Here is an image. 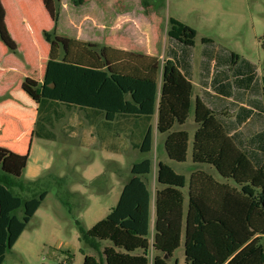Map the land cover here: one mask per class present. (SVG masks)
<instances>
[{
    "label": "trees",
    "instance_id": "1",
    "mask_svg": "<svg viewBox=\"0 0 264 264\" xmlns=\"http://www.w3.org/2000/svg\"><path fill=\"white\" fill-rule=\"evenodd\" d=\"M42 2L54 23L52 31H42L49 58L42 83L30 78L22 83V91L37 105L33 136L54 139L48 127L65 117L63 107L74 108L84 112L95 132L101 134L102 127L123 135L133 150L146 156L132 165L108 217L89 230L76 222L80 240L97 254L85 255L83 264H172L182 240L184 264H264L263 163L253 162L237 145L220 112L194 99L190 48L195 46L196 31L170 20L169 35L183 52L162 64L149 55L60 36V0ZM5 18L0 0V41L15 54L18 45ZM203 43L205 65L217 59V48L210 39ZM228 58L232 67L240 61L256 69L234 53ZM260 89L264 97V77ZM192 112L198 126L192 162L209 169L198 168L187 181L168 163H158L152 232L146 178L152 172L154 134L149 124L157 113V132L165 135L167 157L185 163L189 133L174 128L184 125ZM28 160L29 152L19 155L0 146V264L48 194L40 190L42 178L24 180Z\"/></svg>",
    "mask_w": 264,
    "mask_h": 264
},
{
    "label": "rangeland",
    "instance_id": "2",
    "mask_svg": "<svg viewBox=\"0 0 264 264\" xmlns=\"http://www.w3.org/2000/svg\"><path fill=\"white\" fill-rule=\"evenodd\" d=\"M4 1L11 20L17 22L16 18L25 14L29 22L14 39L20 54L8 52L0 41V146L20 155L29 152L23 178H42L40 190L48 193L27 225L29 241L19 252L7 253L5 264H83L85 255L97 254L80 240L76 222L89 230L108 217L119 201L132 165L146 156L133 150L123 135L102 127L98 128L101 134L93 131L94 137L86 135L82 139L84 143L95 139L91 146H80L81 137L71 134L72 130L69 137L61 132L68 121L48 127L54 139L34 136L31 140L26 135V129L36 121L37 105L21 89L25 72L34 69H25L22 56L48 45L42 31H52L48 27L50 17L41 1ZM58 6L60 36L99 47L124 46L130 52L155 57L162 64L173 54L183 52L181 44L169 35V21L194 29L195 46L190 48L194 97L199 94L203 39L212 40L225 55L234 53L253 64L260 81L264 77V0H60ZM38 75L30 77L39 80ZM77 117L82 118V114ZM156 123L157 116L154 127ZM184 129L190 135L187 161L170 160L169 165L176 173L189 175L196 129L193 112ZM159 142L154 141L151 154L155 166L165 159ZM187 202L186 197V208ZM30 243L35 247L27 252ZM176 261L185 263L183 240L171 263Z\"/></svg>",
    "mask_w": 264,
    "mask_h": 264
},
{
    "label": "crops",
    "instance_id": "3",
    "mask_svg": "<svg viewBox=\"0 0 264 264\" xmlns=\"http://www.w3.org/2000/svg\"><path fill=\"white\" fill-rule=\"evenodd\" d=\"M1 1L5 8L6 6L5 1L4 0ZM8 1L13 3V2H18L19 0H8ZM31 1L42 2V0H31ZM5 11H6L5 21L7 28L12 38L15 39L16 35L20 34L19 32L24 31V25L29 22V19L25 14H20L18 18H16L18 21L14 22L9 17L6 8ZM49 22L50 23L48 27L51 26V30H52L54 28V23L51 18ZM59 27H60V22L58 24V28ZM106 28L107 27H105L104 29L106 30ZM110 47L119 50L128 51V48L124 46H110ZM49 50H50L49 45H45L44 48H42L41 46L36 47L33 52H29V53L25 52V55L22 56V61L23 64L25 65V69L34 68L32 69V71L25 72L24 75L25 79L30 78L37 81L38 83H42L46 69V64L49 58ZM26 51H28L27 48ZM15 54H20L19 47ZM216 56L217 59L214 58L213 61L205 65L204 62L202 63L200 80H199V94L196 95L194 99L199 98L207 107L214 110L215 112H220L223 115V119L227 123L230 136L234 137L239 147L243 148L248 152L253 162L263 163L261 169L262 172V170L264 169V109H263L264 97L262 96L260 89L261 81L257 76L256 69L255 71H253V69L249 67L251 65L238 61L237 66L232 67L228 55H225L218 49L216 50ZM191 66H192V83L194 86L195 84L193 80V65L191 64ZM36 68H38L39 70H36ZM37 73L39 74L38 75L39 80L30 77V75L36 76ZM254 73L255 75L253 76ZM62 110L65 113V117L61 121H68V122L64 123L61 132H63L65 136L69 137V129H70L72 130L70 132L71 134L75 133L77 136L81 137V140L79 141L80 146H91L90 144H93V141H96L94 138H93L94 140H92V143L91 141L87 143H84L82 141V139L86 135H90L91 137H94V133H93L94 127L91 126L90 123L86 120L84 112L78 109H74V108L67 109L64 107L62 108ZM36 111H37V106H36ZM80 114H82V118L77 117ZM156 116L157 113L152 118L149 125L153 130L154 141L157 142L158 140H160L159 146L160 148H162L163 155L165 158L164 160H160V161L169 164L170 159L167 157L164 149L165 135H161L157 132V123L155 127L153 125ZM37 118H38V112H37ZM74 118H76V121ZM35 123L32 128L28 127L26 129V135L27 136L30 135L31 140L34 138L33 129L35 127ZM85 124L87 125L86 128H85ZM185 125L186 123L182 126H176L174 129L186 131L184 129ZM197 127L198 126L196 125L194 134L197 130ZM126 129H128V125L123 121L122 130L126 131ZM84 131H86V133ZM0 134H2V129H0ZM189 145H190V140H189ZM192 148H193V144H192ZM191 156H192V150H191ZM153 164H154V171L152 170L151 174L146 178L151 195L150 226L152 232L155 222L156 189L158 187L157 165L155 166V163ZM197 169L208 170L209 168L198 165L196 166L195 164H192L191 166L192 172L189 175H184L187 181L191 179L192 173L195 172ZM213 175L216 179H219L215 173H213ZM187 192H188V188L186 186L184 188V193L187 194ZM26 232L27 230L25 229L22 235L14 244V247L12 249V251L14 252L12 253L15 254L19 252L22 249L23 245L29 241V236H27ZM34 247H35L34 244L30 243L29 247L27 248V252H31V250ZM3 264H5V260Z\"/></svg>",
    "mask_w": 264,
    "mask_h": 264
},
{
    "label": "water",
    "instance_id": "4",
    "mask_svg": "<svg viewBox=\"0 0 264 264\" xmlns=\"http://www.w3.org/2000/svg\"><path fill=\"white\" fill-rule=\"evenodd\" d=\"M165 258H167V256H165Z\"/></svg>",
    "mask_w": 264,
    "mask_h": 264
}]
</instances>
